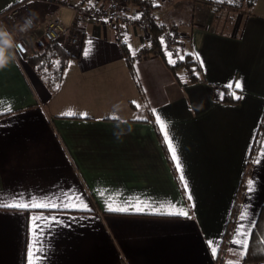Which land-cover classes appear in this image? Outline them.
Returning a JSON list of instances; mask_svg holds the SVG:
<instances>
[{"label":"crops","instance_id":"0c3cea01","mask_svg":"<svg viewBox=\"0 0 264 264\" xmlns=\"http://www.w3.org/2000/svg\"><path fill=\"white\" fill-rule=\"evenodd\" d=\"M140 1L121 0L128 21L114 25L92 14L108 10L110 0H85L79 12L80 0H0V23L9 29L35 13L31 38L51 16L65 26L75 19L82 34L80 46L66 50L54 90L29 65L32 55L16 49V61L0 71V199L82 198L79 208H0V264H29L37 216L46 218L42 264H264L244 261L232 243L238 224L251 232L264 204V162H256L264 159V127L246 166L264 112V2L245 9L243 0L152 1L154 20L171 22L183 53L198 62L200 78L190 81L170 68L169 57L145 53L151 35L134 18ZM236 80L242 93L228 87ZM225 92L243 98L233 102ZM152 108L170 122L187 191ZM69 109L77 114L61 115ZM245 171L237 219L219 256ZM178 209L188 215L168 214ZM209 240L219 243L215 256Z\"/></svg>","mask_w":264,"mask_h":264},{"label":"trees","instance_id":"16d2710c","mask_svg":"<svg viewBox=\"0 0 264 264\" xmlns=\"http://www.w3.org/2000/svg\"><path fill=\"white\" fill-rule=\"evenodd\" d=\"M139 4H142L141 1L139 2ZM165 26L166 24L156 23L153 17L149 18L147 29L152 39H151V45L145 53L150 54L154 52L156 49H160L158 38ZM120 46L122 48L123 53L125 55H128L129 52L125 44L120 43ZM69 57L70 55L65 48L61 47L56 42H51L45 48L39 50L37 53L33 54L32 56H29L28 63L37 72L39 77L48 85V87L51 90H54L61 81L62 74ZM169 65L174 72H176L177 69L184 70L188 80L190 81H196L197 79L200 78V76L198 75V69H199L198 62L194 57H192L188 53L184 54L180 60H177L175 61V63ZM225 96H227L226 97L227 99L228 96H231V94L229 92H225ZM230 101L236 102L237 99H230ZM263 127H264V112L259 124L257 136L250 150V154L246 166L251 165L252 158L255 153L253 149L254 148L257 149L258 140L261 134L260 130H262ZM247 174L248 171H245L241 178L239 188L237 189L236 196L231 209V213L229 216V220L227 222L225 232L223 234L221 246L218 252L219 256H221L224 253L227 247L231 230L237 219L238 211L244 193L245 177ZM250 233L251 235L249 236L248 250L247 253L245 254L244 261L246 262L264 261V204L259 209L257 218Z\"/></svg>","mask_w":264,"mask_h":264},{"label":"snow or ice","instance_id":"6c2138e0","mask_svg":"<svg viewBox=\"0 0 264 264\" xmlns=\"http://www.w3.org/2000/svg\"><path fill=\"white\" fill-rule=\"evenodd\" d=\"M229 2H233V0H229ZM135 19H139V15L134 17ZM127 40V36L125 37ZM91 44V41H89ZM163 43V39H162ZM131 47V46H130ZM90 51V49H89ZM86 55L88 52L85 53ZM134 54V53H133ZM169 57V63H175V60L172 58V53H168ZM182 58V57H180ZM234 88L238 89L241 93L244 90V85L241 80H236L233 83H230L228 85L229 88ZM58 87V85H57ZM235 99H242V95H236L235 92L231 93ZM134 104H136L135 101H133ZM137 108H140L141 106L139 104H136ZM11 107L7 109V111L10 113L11 112ZM151 112L155 116V120L162 132V135L164 136L165 143L169 149V152L171 154V158L173 159L175 163V167L177 171L180 173V180L184 184L185 189L187 191L188 189V182L185 178L184 172H183V164L180 156L177 154V148L178 146L174 145L171 134H170V122L167 121L162 114L158 112L157 109L152 108ZM73 110L69 109L64 113H61V115H76ZM79 115L87 117V113H79ZM136 119H146L143 116H136ZM253 151H256L254 148ZM260 157H264V144H261V151L259 152ZM256 162H264V159H258ZM252 181H249V191H252ZM103 195V193H101ZM188 199L191 200L192 196L190 193H188ZM64 200L65 202L63 203H40V202H34L33 199L29 198L28 200L25 201L23 196L21 195H13L9 197L7 200L5 199H0V208H15V209H28V208H44V207H51L53 209L57 207H63V208H68V207H74V208H79L81 207V197H76L72 194L65 193L64 194ZM83 208H87V204L82 205ZM170 207H174L170 205ZM109 210L111 211H126L127 209L125 208H113L111 205H109ZM143 208L137 207V211H142ZM169 215H183L187 216L188 213L186 211H183L182 209H178L175 211H171L168 213ZM247 216L245 214H241L240 220L243 221L246 219ZM34 219V232L36 234V240H35V248H30L29 249V264H42V257L41 253L43 251L41 247V241H40V232L43 227V225L40 223V221L45 220L46 218L43 216H37ZM51 221L55 222L56 217H50ZM251 235V233L248 231V226L244 225L243 223L238 224L236 232H235V238L233 239L232 243L237 244L240 246L238 254L243 257L248 250V238ZM208 244L211 247L212 254L215 256L217 254V251L219 249V243L217 241H212L209 240ZM215 245V246H213ZM229 264H239V261L232 262L230 261Z\"/></svg>","mask_w":264,"mask_h":264},{"label":"built area","instance_id":"2783aa9c","mask_svg":"<svg viewBox=\"0 0 264 264\" xmlns=\"http://www.w3.org/2000/svg\"><path fill=\"white\" fill-rule=\"evenodd\" d=\"M84 1L85 0H80V4L75 7V12H79L81 10V6ZM152 1L153 0H141L142 4H139V19H137V21L146 29L148 27L149 18L152 17L149 9ZM121 11V0H110L108 10H97L92 14L97 18L108 17L114 22L115 25L117 23V20H119L120 23L128 21V19L123 16ZM88 13H91V11H89ZM23 18L17 24V27L19 24L23 23ZM154 21L161 24L159 20ZM74 22L75 19L73 20V23L71 25L65 26L58 17L51 16L46 20L45 28L40 36L31 38V33L35 30L36 24L27 33H17L15 35V39L19 43V47L16 48L17 52L22 55H33L39 50L45 48L51 42L58 43L66 50H70V48H73L75 46H80L82 34L78 30V27ZM121 35V31L118 30L116 37L119 39ZM158 41L160 44V49H156L154 52H152L155 56L159 58H165L168 57V53L170 52L172 53V58H177V60H180V57H183V40L181 38V33L174 27L171 22H167L166 26L160 33Z\"/></svg>","mask_w":264,"mask_h":264},{"label":"clouds","instance_id":"9594fccd","mask_svg":"<svg viewBox=\"0 0 264 264\" xmlns=\"http://www.w3.org/2000/svg\"><path fill=\"white\" fill-rule=\"evenodd\" d=\"M36 19V14L31 13L23 18V23L13 29H9L6 25L0 23V71L8 68L16 61L14 50L19 47V43L16 41L15 35L29 32L35 26Z\"/></svg>","mask_w":264,"mask_h":264},{"label":"rangeland","instance_id":"374dc122","mask_svg":"<svg viewBox=\"0 0 264 264\" xmlns=\"http://www.w3.org/2000/svg\"><path fill=\"white\" fill-rule=\"evenodd\" d=\"M255 0H243V7L245 9H251L252 5L254 4ZM262 2H264V0H261ZM175 61L177 60V58H173Z\"/></svg>","mask_w":264,"mask_h":264}]
</instances>
